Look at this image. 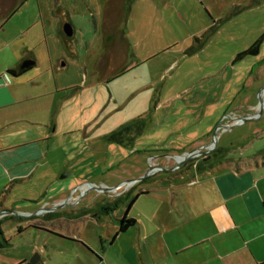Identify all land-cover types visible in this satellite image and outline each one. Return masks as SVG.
<instances>
[{"label":"rangeland","instance_id":"rangeland-1","mask_svg":"<svg viewBox=\"0 0 264 264\" xmlns=\"http://www.w3.org/2000/svg\"><path fill=\"white\" fill-rule=\"evenodd\" d=\"M105 2L18 0L16 5V0H0V71L29 57L35 61L23 75L10 74L13 86L27 98L4 112L27 114L29 121L12 129L38 138L27 152L35 160L26 176L11 178L21 166L0 175V207L9 211L0 217L11 242L0 251V264L36 253L44 264H138L133 259L137 228L112 240L125 214L144 225L152 214L158 216L157 191L130 205L152 178L107 190L110 199L116 191L126 194L115 211L100 213L101 223L93 216L100 209L82 207L104 196L97 186L140 178L164 151L198 139L234 98L239 103L264 86L257 88L264 78V40L258 54L234 60L264 32V0H133L127 19L124 14L120 20L126 24L123 42L102 56ZM109 5L119 11V0ZM10 14L8 21L2 18ZM66 22L74 30L68 45L59 34ZM196 37L204 45L190 54ZM142 115L148 121L131 144L103 138ZM182 155L167 157L175 162ZM181 167L189 171L192 164ZM58 196L80 198L77 215L59 227L68 234L75 231L89 243L88 251L68 236L27 226L52 220L54 215L28 214Z\"/></svg>","mask_w":264,"mask_h":264},{"label":"crops","instance_id":"crops-1","mask_svg":"<svg viewBox=\"0 0 264 264\" xmlns=\"http://www.w3.org/2000/svg\"><path fill=\"white\" fill-rule=\"evenodd\" d=\"M16 2L17 5L18 0ZM11 16L3 15L2 18L8 21ZM18 65H2L1 70L5 69V72L0 71V175L11 174L12 169L21 166V172L11 175V178L26 176L34 166L35 159L27 152L38 139L22 135L25 130L21 128L12 129L13 124L28 122L27 114L14 116L4 112L27 98L18 93L17 86L11 82V73H8L9 69ZM24 72L12 75L19 77ZM262 84L264 78L257 88ZM263 90L264 86L257 93L246 95L239 103L234 98L226 111L217 113L213 123L197 136L198 139H193L186 147L183 145L157 156L155 164L161 168L157 171L160 174L156 172L149 176L152 178L149 188L141 189L133 199L134 203L142 197L149 198L157 191L160 200L156 210L160 217L151 213L153 217L147 224L135 219L131 226L138 229L133 246V259L138 264H264V101L261 105L258 103V99L264 96ZM239 117L250 119L239 123ZM221 121L226 122L220 125ZM219 126L223 127L218 129ZM211 133L213 137L210 140ZM214 139L216 146L213 154L199 159L201 165L196 167L192 164L189 171L175 168L176 161L167 157L169 153L185 154L213 143ZM146 173H140V177ZM103 197L98 198L97 195L93 203L82 208L97 210L113 200L108 194ZM64 200L68 199L58 196L52 201H45L42 206H55ZM76 204H72V219L78 213ZM1 211L9 212L3 207H0ZM100 213L107 215L102 211L93 213L96 223L102 222ZM27 226L50 235L61 231L60 224L49 219L30 221ZM126 231L119 232L118 228L112 241ZM61 232L88 251L86 247L89 243L75 231H69V234ZM100 238L107 240L104 236ZM102 258L105 260L104 255ZM28 262V257L22 254L4 264ZM39 263L44 264L42 259Z\"/></svg>","mask_w":264,"mask_h":264},{"label":"flooded vegetation","instance_id":"flooded-vegetation-1","mask_svg":"<svg viewBox=\"0 0 264 264\" xmlns=\"http://www.w3.org/2000/svg\"><path fill=\"white\" fill-rule=\"evenodd\" d=\"M133 1L129 2V0H119V11L117 12L118 8H114V10H109L110 9V0H106L105 4H104V20H103V27H102V42H101V50H102V56L107 54V52H114V50L117 48V46L119 45V43L124 40V34H123V30H125V25H121V18H123L124 14H126V9L128 8V6H130L131 9V4ZM108 8V10H107ZM120 12V13H119ZM67 23V22H66ZM65 24V23H64ZM64 24H62V30L64 32ZM65 34V32H64ZM66 35V34H65ZM67 37H72V36H68ZM26 60H34L33 58L29 57L26 58L24 61ZM23 62H21L16 69L17 70H28L30 67L28 68H22V64ZM23 73V72H22ZM213 150L208 151V152H203L200 153L199 151H195V150H191L190 152L185 153L184 155L181 156V163H179L178 161H176L174 163V167H181V165L183 163H191V164H196V167L199 165V159H204L207 158L208 156L210 157L213 154ZM155 166H157L156 164H152L149 168V170L147 171V173L144 175L147 178L149 176H151L153 174V170L152 168H154ZM143 178V179H144ZM137 182V181H136ZM136 182H134L133 184H135ZM121 183V182H120ZM117 184V186L120 185ZM132 184V185H133ZM100 190V192L102 194H104L105 198L107 196V193L109 191L104 190V189H98ZM126 192H117L115 194V197L113 198V200L106 202L105 204H109V203H113L116 204L117 200H122L121 198H123L125 196ZM80 202V198L72 200L71 198L68 200H64L58 204H56L55 206H46V207H50V209L46 210H42V212H35L34 214H28L29 217H34L35 215L38 216H45L48 213L49 216L50 215H54V218L52 220H54L57 224H62V222L64 220L68 221L72 219V204H78ZM104 205V204H103ZM37 226V225H36ZM57 234H60L62 236L63 233L61 231H56ZM30 260V259H29ZM30 263V261L28 262V264ZM39 263V262H38ZM35 263V264H38ZM33 264V263H32Z\"/></svg>","mask_w":264,"mask_h":264},{"label":"trees","instance_id":"trees-1","mask_svg":"<svg viewBox=\"0 0 264 264\" xmlns=\"http://www.w3.org/2000/svg\"><path fill=\"white\" fill-rule=\"evenodd\" d=\"M131 1L133 0H129V2ZM129 12H130V6H128V8L126 9L125 19H127ZM122 32L123 34L125 33L124 30ZM59 34L64 38V41L68 45L67 42L71 38L67 37L64 34L62 27L60 28ZM196 40L198 41V44L191 46L190 49L188 50L189 51L188 53L190 54L195 53L197 50L203 47L204 39H199L198 37H196ZM263 40H264V32L247 49L237 53L234 60L241 59L245 55L258 54ZM24 71L25 70H20V69L17 70L16 68H12L8 70V73H11L17 76V75H20V73ZM147 121H148V115H142V116L136 117L135 119H132L131 121L118 127L116 130L105 135L103 138L108 141L116 142L118 144H131L134 141V139L143 132ZM200 165L201 164H199L198 167ZM120 202L121 200H117L116 204H113V203L104 204L99 208L100 209L99 211H102L106 214H110V212L115 211L116 209L115 206L119 205L118 203ZM132 203H133V200L130 202V205ZM47 216H49V214ZM3 219L4 218H0V250L8 248L11 245L10 239L6 237L3 227H2ZM134 223H135L134 218H127V216L122 217L120 219L119 232L126 231L129 227L133 226ZM29 264H32V263H29Z\"/></svg>","mask_w":264,"mask_h":264},{"label":"water","instance_id":"water-1","mask_svg":"<svg viewBox=\"0 0 264 264\" xmlns=\"http://www.w3.org/2000/svg\"><path fill=\"white\" fill-rule=\"evenodd\" d=\"M64 32H65V34L68 35V36H72V35H73L74 30H73V26H72V24H71L70 22H67V23L64 24ZM34 64H35V61H34V60H26V61L23 62V64H22V68H28V67H30V66H32V65H34ZM262 103H263V101H262V99H260V105H261ZM260 110H261V109H260ZM259 113H260V112H259ZM239 119H242V120H245V121H246V120H249L250 117H246V118H244V117H239ZM239 123H240V122H239ZM214 135L216 136V132H215ZM214 145L216 146V141H215V139H214ZM177 160L179 161V163H181V162H182V161H181V156L178 157ZM144 177H146V176H142V177H140V178H138V179H131L130 181L136 182V181H139V180L143 179ZM128 181H129V180H128ZM115 187H116V186H114V187L97 186V189L113 190V188H115ZM44 209L48 210V209H50V207L43 206V207L39 208V209L37 210V212H39L40 210H44ZM29 261H30V263H33V264L38 263V262L40 261V254H38V253L34 254V256H32V257L30 258Z\"/></svg>","mask_w":264,"mask_h":264},{"label":"built area","instance_id":"built-area-1","mask_svg":"<svg viewBox=\"0 0 264 264\" xmlns=\"http://www.w3.org/2000/svg\"><path fill=\"white\" fill-rule=\"evenodd\" d=\"M241 120H242V119H239V120H237V122H241ZM227 126H228V124H227ZM221 127H223V126H219L218 129L221 128ZM214 148H215V145H214V140H213V143L208 144L207 146H206V145H205V146H201V147L196 148V149H194V150H195V151H199L200 153H203V152L211 151V150H213ZM178 157H180V156H178ZM159 168H160V167H158V166H155L154 168H152L153 173H154V170H155V169H159ZM133 183H134L133 181L121 182L120 185L117 186V187H121V186L124 185V184L130 186V185H132ZM117 187L113 188V190H116ZM40 212H42V210H40L39 213H40Z\"/></svg>","mask_w":264,"mask_h":264},{"label":"bare ground","instance_id":"bare-ground-1","mask_svg":"<svg viewBox=\"0 0 264 264\" xmlns=\"http://www.w3.org/2000/svg\"><path fill=\"white\" fill-rule=\"evenodd\" d=\"M169 156V155H168Z\"/></svg>","mask_w":264,"mask_h":264}]
</instances>
